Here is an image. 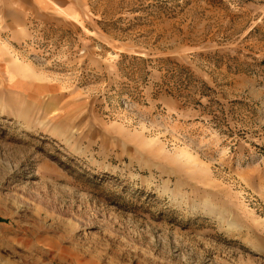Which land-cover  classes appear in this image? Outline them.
Instances as JSON below:
<instances>
[{"label":"rangeland","instance_id":"obj_1","mask_svg":"<svg viewBox=\"0 0 264 264\" xmlns=\"http://www.w3.org/2000/svg\"><path fill=\"white\" fill-rule=\"evenodd\" d=\"M0 264H264V0H0Z\"/></svg>","mask_w":264,"mask_h":264}]
</instances>
